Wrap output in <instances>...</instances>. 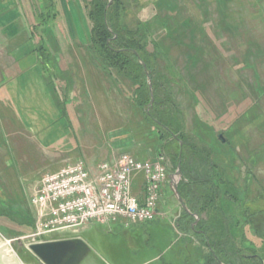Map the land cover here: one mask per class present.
Wrapping results in <instances>:
<instances>
[{
    "label": "rangeland",
    "instance_id": "374dc122",
    "mask_svg": "<svg viewBox=\"0 0 264 264\" xmlns=\"http://www.w3.org/2000/svg\"><path fill=\"white\" fill-rule=\"evenodd\" d=\"M77 1L86 9L90 5V0ZM122 1L120 24L130 30L141 24L157 44L158 96L173 102L185 137L206 157L192 156L186 173L196 189L191 199L200 207L193 209L183 199L188 212L171 186L170 176L180 168L179 190L183 172L181 162L176 167L173 139L167 141L147 117L155 100L149 70L150 101L141 106L133 98L140 81L120 65L110 70L90 49L91 30L77 25L67 31L72 48L64 57L70 77L49 81L69 118V139L79 146L65 145L43 156L16 120L1 117L0 185L11 203L0 218V264H43L28 244L35 216L30 200L46 174L79 159L95 166L128 151L165 168L157 218L127 227L96 223L74 232L85 247L75 264H206L209 250L203 236L186 232L182 218L192 215L195 228L219 216L210 188L216 204L227 209L230 224L235 223L236 246L251 243L255 252H242L245 258L254 256L264 264V0ZM5 2L0 0V9ZM7 57L0 43V75ZM143 183L142 177L134 179L139 197ZM147 236L152 244L145 242Z\"/></svg>",
    "mask_w": 264,
    "mask_h": 264
},
{
    "label": "crops",
    "instance_id": "0c3cea01",
    "mask_svg": "<svg viewBox=\"0 0 264 264\" xmlns=\"http://www.w3.org/2000/svg\"><path fill=\"white\" fill-rule=\"evenodd\" d=\"M49 1L6 0L7 5L0 9V43L10 56L4 58L6 69L0 75V123L3 115L11 116L20 124L31 144L46 157L65 145L70 144L73 150L79 146L74 139H69V118L64 115L49 78L57 73L56 77L64 82L70 77L71 70L65 65L64 57L72 48L67 31L78 26L91 30L87 9L76 0L74 4L68 0H55L52 9L55 15L49 22L44 20L43 14L47 13ZM18 36L21 37L20 43L17 42ZM44 52L51 56L45 57ZM56 63L58 66H55ZM27 145L28 142H25V147ZM87 164L95 169L100 163L95 166ZM4 190L0 185V208L8 207L11 203ZM3 216L6 215L0 214V218ZM32 220H35V216ZM93 224L96 223L80 230L91 229ZM32 229L31 224V232ZM66 231L72 230L62 232ZM72 232L70 235L51 237L47 234L43 240L78 238Z\"/></svg>",
    "mask_w": 264,
    "mask_h": 264
},
{
    "label": "trees",
    "instance_id": "16d2710c",
    "mask_svg": "<svg viewBox=\"0 0 264 264\" xmlns=\"http://www.w3.org/2000/svg\"><path fill=\"white\" fill-rule=\"evenodd\" d=\"M154 2L156 5L158 0ZM48 3L47 13L43 14V17L44 20L49 22L55 15L52 11L55 0H50ZM123 7L122 0H90V5L87 7L88 18L92 24L90 40L92 45L90 49H93L98 57L108 63L110 70L112 66L120 65L122 68L127 69L126 74L130 73L132 78L140 81L139 94L134 92L133 98L141 106H145L150 101V90L146 80V69L149 70L151 77H153L155 100L147 117L157 124L159 132H162L167 141L170 140L169 138L173 139L174 145H176V167L181 162L183 172V179L179 183L181 197L189 207L197 209L200 207V202L191 199L192 196L194 197L196 189L191 185L192 182H188L186 173L189 170L190 160H193L192 156L195 157V160H206V157L193 144L192 147L185 137L180 118L173 111V102L163 100L158 96L154 79L158 65L157 58L159 57L157 44L148 38L147 31L141 27V24H138L134 30L127 29L120 24L119 17ZM192 32L195 33V29ZM44 56L50 57L51 55L44 52ZM57 75V73L54 74L52 78L55 79ZM63 113H65V116L67 115L66 110L65 112L63 110ZM208 191L210 195L212 194L210 198L213 206L216 209L218 207L216 211L219 216L216 215L209 222L200 221L195 228L192 227L195 220L192 215L185 213L182 218L186 232L203 236V242L209 250L206 264H263L261 260L256 259L257 257L249 256L245 258L242 252L247 250L255 252L253 246L251 243L246 242L243 246H236L232 235L237 229L235 223L234 225L230 224L225 216L227 209L216 204L215 190L213 191L210 188ZM7 213L6 209L0 208V214L7 215ZM151 222L153 221L142 224ZM31 224L34 228L35 220H32ZM198 230L200 231L198 232ZM148 237H146L145 242L149 241ZM148 243L152 244V242Z\"/></svg>",
    "mask_w": 264,
    "mask_h": 264
},
{
    "label": "built area",
    "instance_id": "2783aa9c",
    "mask_svg": "<svg viewBox=\"0 0 264 264\" xmlns=\"http://www.w3.org/2000/svg\"><path fill=\"white\" fill-rule=\"evenodd\" d=\"M167 173L160 161L141 160L123 153L113 162L91 168L83 159L46 174L31 198L35 212L33 242L53 232L98 223L125 227L153 221L158 215L161 186ZM142 177L143 195L134 192Z\"/></svg>",
    "mask_w": 264,
    "mask_h": 264
},
{
    "label": "water",
    "instance_id": "95a60500",
    "mask_svg": "<svg viewBox=\"0 0 264 264\" xmlns=\"http://www.w3.org/2000/svg\"><path fill=\"white\" fill-rule=\"evenodd\" d=\"M219 138L225 142V138L222 134L219 135ZM178 176H180V168L174 175L170 176L171 186L177 194L179 201L189 212L178 190ZM84 248V242L80 238L44 240L30 242L28 244V249L37 256L43 264H75L76 259Z\"/></svg>",
    "mask_w": 264,
    "mask_h": 264
}]
</instances>
